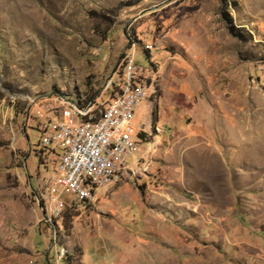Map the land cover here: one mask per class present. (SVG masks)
<instances>
[{"label": "rangeland", "instance_id": "obj_1", "mask_svg": "<svg viewBox=\"0 0 264 264\" xmlns=\"http://www.w3.org/2000/svg\"><path fill=\"white\" fill-rule=\"evenodd\" d=\"M127 52L159 84L130 172L30 236L39 113L108 102ZM2 186L0 264H264V0H0Z\"/></svg>", "mask_w": 264, "mask_h": 264}, {"label": "built area", "instance_id": "obj_2", "mask_svg": "<svg viewBox=\"0 0 264 264\" xmlns=\"http://www.w3.org/2000/svg\"><path fill=\"white\" fill-rule=\"evenodd\" d=\"M119 70L121 80L106 86L114 95L102 106L100 97L81 106L58 97L56 107L49 106L38 115L39 149L48 151L50 160L54 158L53 175L43 177L46 184L37 194L49 223L66 210L64 194H72L78 202L91 200L98 188L109 187L129 173L127 158H135L140 151L132 120L140 103L155 96L159 84L149 86L132 52L124 55Z\"/></svg>", "mask_w": 264, "mask_h": 264}, {"label": "crops", "instance_id": "obj_3", "mask_svg": "<svg viewBox=\"0 0 264 264\" xmlns=\"http://www.w3.org/2000/svg\"><path fill=\"white\" fill-rule=\"evenodd\" d=\"M30 152H31V150H30ZM27 157H26V160H27ZM32 175H33V171L29 169L28 173H27L28 187L26 189L23 188L22 190H20V193L22 195L23 194L25 195V198H24L25 202H24V207H23V208H25V211L18 210V211H21L20 214H21V217H22V222L26 223V226L24 227V229L25 230H27V229L31 230L30 231L31 233L29 234L30 236L33 235V231H37L36 228L40 227V225H42L45 222H47L43 218V214H42V211H41V209L39 207V203H38V200H37V194L40 191V188L34 189L32 187L31 178H29V177H32ZM43 177L41 178V177L37 176V178H36L37 186L40 185V187H42V185H43L42 184ZM3 188H4V186L0 187V199H2V197L6 195L5 194L6 192L4 193V191H2ZM27 189L30 190L31 193H25ZM14 201H16V198H13V201L12 200L8 201L9 202L8 206L12 210L11 214H13L15 209L17 210V207L22 208L21 205H19L18 203L14 202ZM2 204H0V205H2ZM14 216H15V213H14ZM0 218L1 219L3 218V220H4L3 222L6 224L5 219L7 220V218L2 212H0ZM37 251H38V249H37Z\"/></svg>", "mask_w": 264, "mask_h": 264}, {"label": "trees", "instance_id": "obj_4", "mask_svg": "<svg viewBox=\"0 0 264 264\" xmlns=\"http://www.w3.org/2000/svg\"><path fill=\"white\" fill-rule=\"evenodd\" d=\"M153 101V100H152ZM155 102V101H154ZM154 106H155V118H154V124L156 123V121H157V104H156V102L154 103ZM136 137L138 138V139H144L145 138V133H144V131H139V132H137V134H136ZM40 152L41 153H43L44 151L43 150H40ZM41 160H42V156H41Z\"/></svg>", "mask_w": 264, "mask_h": 264}, {"label": "water", "instance_id": "obj_5", "mask_svg": "<svg viewBox=\"0 0 264 264\" xmlns=\"http://www.w3.org/2000/svg\"><path fill=\"white\" fill-rule=\"evenodd\" d=\"M30 150H31V149H30ZM39 207H40V209H41V211H42L43 218H44L46 221H48V216H47V214H46V212H45V210H44V208H43V206H42L41 203H39Z\"/></svg>", "mask_w": 264, "mask_h": 264}, {"label": "clouds", "instance_id": "obj_6", "mask_svg": "<svg viewBox=\"0 0 264 264\" xmlns=\"http://www.w3.org/2000/svg\"><path fill=\"white\" fill-rule=\"evenodd\" d=\"M48 222V221H47Z\"/></svg>", "mask_w": 264, "mask_h": 264}]
</instances>
